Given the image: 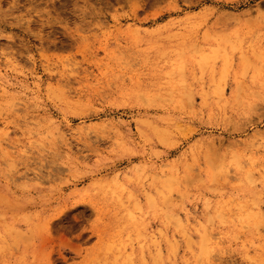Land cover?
<instances>
[{
  "label": "rangeland",
  "instance_id": "374dc122",
  "mask_svg": "<svg viewBox=\"0 0 264 264\" xmlns=\"http://www.w3.org/2000/svg\"><path fill=\"white\" fill-rule=\"evenodd\" d=\"M262 222L264 0H0V264H264Z\"/></svg>",
  "mask_w": 264,
  "mask_h": 264
},
{
  "label": "bare ground",
  "instance_id": "6f19581e",
  "mask_svg": "<svg viewBox=\"0 0 264 264\" xmlns=\"http://www.w3.org/2000/svg\"><path fill=\"white\" fill-rule=\"evenodd\" d=\"M11 7H12V6H11ZM14 7H15V6H14ZM217 211H218V210H217ZM262 224H264V223L262 222ZM244 226H245V225H244ZM241 230H242V229H241ZM241 230H240V231H241ZM256 232H257V231H256ZM254 233H255V232H254ZM256 235H257V234H256ZM204 236H205V235H204ZM202 237H203V236H202ZM200 238H201V237H200ZM202 239H203V238H202ZM202 239H201V240H202ZM205 240H207V239H205ZM207 241H208V240H207ZM187 242H189V240H188V241H185V243H187ZM199 242H200V241H199ZM211 242H212V241H211ZM204 243H205V242H204ZM188 244H189V243H188ZM169 245H170V243H169ZM200 245H201V244H200ZM204 245H205V244H203V246H204ZM186 247H187V246H186ZM201 248H202V247H201ZM186 249H187V248H186ZM188 249H190V248H188ZM205 249H206V248H205ZM210 250H212V249H210ZM171 251H172V248H171ZM171 251H170V252H171ZM199 251H203V250L200 249ZM261 251H262V250H261ZM197 252H198V251H197ZM210 252H211V251H210ZM172 253H173V252H172ZM174 253H175V252H174ZM198 254H199V253H198ZM206 254H207V253H206ZM209 254H210V253H209ZM207 255H208V254H207ZM196 256H197V254H196ZM199 257H200V256H199ZM206 257H207V256H206ZM208 257H209V256H208ZM208 257H207V258H208ZM196 258H197V257H196ZM200 258H201V257H200ZM200 258H199V259H200ZM165 260H166V259H165ZM207 261H208V260H207ZM197 264H199V263H197Z\"/></svg>",
  "mask_w": 264,
  "mask_h": 264
}]
</instances>
